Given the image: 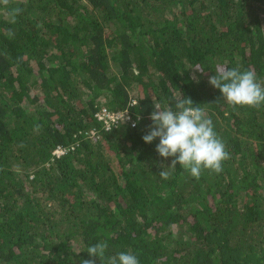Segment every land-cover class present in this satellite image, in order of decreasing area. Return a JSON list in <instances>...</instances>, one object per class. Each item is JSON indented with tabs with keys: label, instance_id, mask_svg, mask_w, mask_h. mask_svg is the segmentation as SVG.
Returning a JSON list of instances; mask_svg holds the SVG:
<instances>
[{
	"label": "trees",
	"instance_id": "trees-1",
	"mask_svg": "<svg viewBox=\"0 0 264 264\" xmlns=\"http://www.w3.org/2000/svg\"><path fill=\"white\" fill-rule=\"evenodd\" d=\"M0 264H264V0H0Z\"/></svg>",
	"mask_w": 264,
	"mask_h": 264
},
{
	"label": "built area",
	"instance_id": "built-area-1",
	"mask_svg": "<svg viewBox=\"0 0 264 264\" xmlns=\"http://www.w3.org/2000/svg\"><path fill=\"white\" fill-rule=\"evenodd\" d=\"M124 113H116L108 108H101L98 112H96L95 116L96 118L104 124V127L108 130L112 126V124H115L120 118H127ZM65 153V150L63 148L59 147L55 152L53 153L56 156H61Z\"/></svg>",
	"mask_w": 264,
	"mask_h": 264
},
{
	"label": "clouds",
	"instance_id": "clouds-1",
	"mask_svg": "<svg viewBox=\"0 0 264 264\" xmlns=\"http://www.w3.org/2000/svg\"><path fill=\"white\" fill-rule=\"evenodd\" d=\"M103 108H105V107H103ZM106 108H107V107H106ZM100 109H101V108H100ZM100 109H99V110H100ZM99 110H98V111H99ZM98 111H97V112H98Z\"/></svg>",
	"mask_w": 264,
	"mask_h": 264
}]
</instances>
